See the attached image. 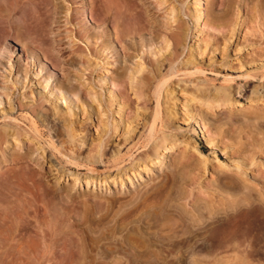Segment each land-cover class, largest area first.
<instances>
[{
	"label": "rangeland",
	"instance_id": "1",
	"mask_svg": "<svg viewBox=\"0 0 264 264\" xmlns=\"http://www.w3.org/2000/svg\"><path fill=\"white\" fill-rule=\"evenodd\" d=\"M55 2L61 8L49 23L51 39L70 30H88L94 37L103 31L90 21L86 0H74L78 8L72 0ZM12 3L0 0V134L15 130L26 137L37 116L49 118L54 130L49 134L40 126L45 130L37 147L46 151V197L66 215L59 218L50 249L6 252L28 255L20 264H264V61L258 62L264 38L255 30V36L248 32L243 39L246 29L257 21L261 25L264 0L228 1L234 4H226L227 16L220 0H166L160 7L155 0H139L161 26L165 10L174 7L173 26L178 24L184 41L172 65L165 60L172 45L158 58L152 52L161 47L160 39L150 47L152 36L145 34L119 46L104 36L111 49L100 55L86 42L64 39L54 51L57 69L37 50L13 43L25 30L19 15L7 11ZM195 10L203 23L195 21ZM71 14L74 20L67 24ZM236 18V33L224 47L222 24ZM71 56L75 62H65ZM158 59L162 67L152 92L163 82L166 86L146 104L123 81L137 63L148 69ZM51 93L72 104L55 101ZM155 102L168 124L150 134ZM54 131L74 136L77 163L47 156V135ZM160 138L176 148L156 155ZM33 143L24 140L22 152ZM8 145L15 146L13 138ZM34 154L27 161L32 168L37 167ZM49 161L56 166L52 170ZM216 231L233 234L221 242L212 237Z\"/></svg>",
	"mask_w": 264,
	"mask_h": 264
},
{
	"label": "bare ground",
	"instance_id": "2",
	"mask_svg": "<svg viewBox=\"0 0 264 264\" xmlns=\"http://www.w3.org/2000/svg\"><path fill=\"white\" fill-rule=\"evenodd\" d=\"M55 1L56 0H13V3L10 5L11 8L7 10L9 13L11 12V15H19L18 16L19 25H21V27L25 30L24 37H20L18 32V34L12 38L13 43L17 45H24L30 47L33 50H37L44 58V61L50 63L54 69L58 68L59 65L58 62L60 59L58 55L54 53V51L56 50L57 46H60V42H62V40L64 39L71 40V44L75 40L86 42L90 47L91 53L95 55H100V52L104 54L106 50L111 49L110 44L109 46L108 44L106 45V41H104L105 39L104 36L108 39L110 43H113V39H114V41L117 43L116 45L118 44L121 45L122 42H126L128 40L130 41L135 38L142 39L145 34H150L152 36L151 41L150 42L148 41L150 47L153 45L152 43L153 41H157L159 39H160L159 43L157 42L156 44L159 45L161 44V47L157 51L154 50L152 52V55L158 56V58L159 56L163 57L165 53L169 51L170 45H172L173 51L171 50L169 52L170 56L167 58L164 56L166 62L168 61L170 65L173 64V57L174 55H176L177 47L181 46L184 41L183 35L179 34L178 31L176 32L178 28L177 27L178 24H176L177 26L175 25V27L173 26L174 25L173 23L174 22L176 23V18H174L173 15L174 7L172 5H171L172 7L169 8L167 6L168 9L166 8L167 10H165L166 12H164L166 15L162 17V18H166V21L164 20L166 23L164 25L162 24L161 26L156 21V18L155 20L154 18L153 19L149 18L147 11L143 8V5L139 3V0H86L88 3V7L85 9V11H88L89 19L94 26L103 28L101 34H99V36L95 35L94 37L91 33L88 32V30H85L84 33H81L80 31L70 30L66 32L67 35L65 37L60 38L61 35L57 34L55 37L56 39L55 38L51 39L49 37L50 36L49 23L52 20V15L58 12V10L61 8V6L58 5L59 3H56ZM65 1H70V0H65ZM72 1H73L72 3L75 4L74 6L78 8L79 5H77V2H74V0ZM155 1L159 7L165 4L166 2V0H155ZM195 1L197 2L198 0ZM228 1H230L231 3L233 2V0L232 1L228 0ZM237 1L238 0H236V2ZM227 2L226 0H220L219 5L222 6V8L226 7ZM228 4L227 5L230 6L229 8H232L234 3L232 5H230V3ZM236 6L234 7V9L236 8ZM229 8H227L225 11L229 10ZM68 10L69 9L67 8L65 11ZM198 10H195L194 12L195 14L193 13L195 17V21L197 23L200 22L203 23V20L201 19L202 15L201 13H198L199 12ZM237 10L238 8L236 9V11L235 10L234 11L236 12V15L238 17L239 11ZM226 13H228V11L223 14ZM225 16H227V14ZM255 16L257 18V15ZM262 17L263 16L261 15V21H262L261 25L257 20H256L257 22L254 21L255 18L254 19L253 17L251 18V20L253 19L252 21H254L258 25L256 26V28L258 29L256 28L254 29V26L256 24L253 25V27L250 25L253 28V30L250 26L249 27L251 29L247 26L249 29H246L243 39L245 38L246 40V35L248 32L251 35L255 36V32L256 31L259 32V30H261L260 38L262 37L264 38V17L263 19ZM73 20H74V15L71 14L69 21L66 18V23L68 24ZM222 25H223L222 42H223V46L226 47V42L229 41L236 33V26L239 25L238 19L236 18L235 21H233L232 23H229V20L228 22H225L224 20V23ZM108 27H110L109 31L107 30ZM261 27H263V29H261ZM161 28H164V30H161ZM180 32L182 33L183 31H181L180 29ZM249 33L248 35H250ZM227 35H230V37H227ZM91 38L95 41L94 44L90 43L89 40ZM98 40L100 41L98 42ZM144 46L147 45H142V47ZM131 48H133V46H130L127 49H131ZM59 52H61V50H59ZM160 53H162V55ZM107 55L104 56L103 59H106ZM126 55L128 57V53ZM135 55H134L135 57H138L137 54ZM31 56H33L32 53ZM131 56L133 55H130V57ZM85 57L86 56H84L83 58ZM259 57H263V58L261 59L259 58L260 60H258V62L259 63L263 62L264 51L261 52V56ZM64 59H66L65 62L67 63L73 60L75 62L76 60L74 59L73 56L68 57V59L67 58ZM143 65L144 64L137 63L131 72L128 71L129 72L128 76L127 77L125 76L127 78L126 79L127 82L126 81L123 82L125 83V86L129 88V90L133 93L136 99L143 98V100L147 104V101H150L152 97V93L156 94V97H158L159 91L161 90L160 87L161 86L164 87L166 86V84L164 85L165 82L162 83L163 81L162 80L161 81L162 84L159 82L161 84L160 86H158L159 88L155 89V92L154 91L152 92L153 90L152 81L155 79L156 75L157 76L160 75L162 63L159 61V59L157 60L156 63L150 62L148 69H146V67H143ZM139 74H141V76H139ZM41 79L42 77L39 78V80ZM48 80L49 77L46 76L44 78V81H48ZM119 82H122V80H119ZM74 91L70 90L69 93H71V95L77 96V94L75 93L76 91L75 92ZM51 94L53 95V93ZM53 98L55 101L64 100L66 104L67 103L72 104V101L70 99L69 100L65 99L64 95H61L60 97L53 95ZM91 100H93V102H96L94 95H92ZM192 100L194 101V98ZM135 107H136L135 108L136 111L142 110L141 108H138V106ZM159 108H160L159 104L156 103V110L155 112L151 113L152 122L150 124V130H149L150 134H154L156 132V128L159 125L160 127H162V126H167L168 124L167 117L164 115L162 116V114L160 113L161 110ZM137 117L138 116H136V118ZM38 122H40L41 124H38ZM49 125H50L49 118L42 115L41 117L37 116L36 122L34 120V123L32 125L33 132L28 133L26 137H24L20 132L15 130L5 131L4 133L1 132L2 134H0V264H20V261H22V259L28 258V255L26 254L13 255L6 251H46L47 249H50V247L54 243L52 238H54L59 232L57 230V225H58L57 223L59 222L60 216L65 214V212L61 208L56 207V204L53 201L48 200L47 199L48 197H46L47 188L43 181L44 174L42 172L43 162L45 161L44 154L46 151H42L41 148L37 147V144L42 139L41 137L44 136L43 130H45V129L39 130L40 126H43L44 128H48V133L51 134L54 129L52 128V126ZM8 138L10 139L13 138L15 146H11V148H9ZM47 138H49V143L47 142L49 145V147H47L49 148V150H47V156H49V158H52L53 160L56 161L58 160V156H61L64 157L65 159L67 158L69 161H72L73 163L74 162L77 163L76 161L78 160V155L74 149V145L72 146L74 136L68 134L66 136H59L54 131L53 135L52 136L47 135ZM53 139H55V142L53 141ZM24 140L25 142L28 143L34 141V143L33 145L31 144L32 146L29 145V147H26V150L22 152V149H24L23 146ZM204 141L206 146L210 147L212 145L206 139H204ZM174 144L176 143H173L170 140H165L164 138H160V143H158L155 146L156 155L158 154L159 149L163 151H170L173 148H176ZM39 150H41L40 153H38ZM34 153H37L36 159L39 157L37 160L36 159L33 160L34 163H36L37 165L36 168H32L31 166L29 167V165L27 164L28 160L31 161L32 155ZM160 156L163 157L162 155ZM156 158H159V156H156ZM160 158L158 162L161 164L162 158L161 159ZM49 164H50L49 168L51 170L54 167H56L54 163H52V161H49ZM236 168H238V166H236ZM54 170H58V169L55 168ZM232 234L233 233L226 231H216L212 237H214L215 239L217 238V240L220 241L221 239L223 240L226 237L227 239L230 238ZM220 243L219 245H221ZM219 247L220 246L216 245L215 248H219Z\"/></svg>",
	"mask_w": 264,
	"mask_h": 264
}]
</instances>
